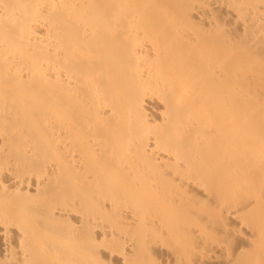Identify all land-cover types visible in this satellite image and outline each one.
<instances>
[{"label":"bare ground","instance_id":"obj_1","mask_svg":"<svg viewBox=\"0 0 264 264\" xmlns=\"http://www.w3.org/2000/svg\"><path fill=\"white\" fill-rule=\"evenodd\" d=\"M263 55L264 0H0V264H264Z\"/></svg>","mask_w":264,"mask_h":264},{"label":"rangeland","instance_id":"obj_2","mask_svg":"<svg viewBox=\"0 0 264 264\" xmlns=\"http://www.w3.org/2000/svg\"><path fill=\"white\" fill-rule=\"evenodd\" d=\"M264 56V55H263ZM262 56V57H263ZM260 60H262V58L261 59H259V61ZM259 63H262V61H260V62H258V64ZM260 65V67H263L261 70H260V74H261V77H260V79H259V81H258V89L262 92V94H264L263 92H264V58H263V63L262 64H259ZM263 65V66H262ZM2 245L0 246V253H2ZM224 262V263H223ZM229 263V261H227V260H223L221 263H219V264H228ZM217 264V263H216Z\"/></svg>","mask_w":264,"mask_h":264}]
</instances>
